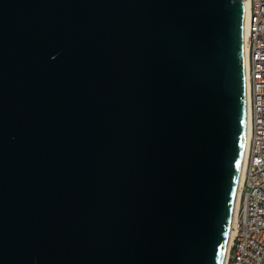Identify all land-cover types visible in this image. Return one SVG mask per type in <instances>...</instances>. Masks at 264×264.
Instances as JSON below:
<instances>
[{
    "label": "water",
    "instance_id": "95a60500",
    "mask_svg": "<svg viewBox=\"0 0 264 264\" xmlns=\"http://www.w3.org/2000/svg\"><path fill=\"white\" fill-rule=\"evenodd\" d=\"M243 1L0 0V264H224Z\"/></svg>",
    "mask_w": 264,
    "mask_h": 264
},
{
    "label": "built area",
    "instance_id": "2783aa9c",
    "mask_svg": "<svg viewBox=\"0 0 264 264\" xmlns=\"http://www.w3.org/2000/svg\"><path fill=\"white\" fill-rule=\"evenodd\" d=\"M246 80L251 132L235 233L225 264H264V0H249Z\"/></svg>",
    "mask_w": 264,
    "mask_h": 264
},
{
    "label": "bare ground",
    "instance_id": "6f19581e",
    "mask_svg": "<svg viewBox=\"0 0 264 264\" xmlns=\"http://www.w3.org/2000/svg\"><path fill=\"white\" fill-rule=\"evenodd\" d=\"M250 6L249 0L243 1V50H244V70H245V95H246V111H245V133H244V144H243V154L242 160L240 165L239 171V178L237 183V189L234 199V206L233 212L231 217V224L229 229V236L227 241L226 247V254L224 259V264L226 262L227 251L229 245L232 242L233 235L235 233V223H236V216H237V208L239 203V197L241 188L243 186L244 178H245V165H246V158H247V150L248 144L250 140V132H251V102H250V89L249 85L246 80V69H247V52H248V38H249V31H250Z\"/></svg>",
    "mask_w": 264,
    "mask_h": 264
}]
</instances>
